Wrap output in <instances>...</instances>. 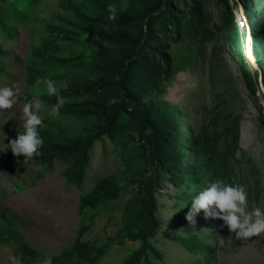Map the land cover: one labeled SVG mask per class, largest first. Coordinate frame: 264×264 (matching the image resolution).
<instances>
[{
    "label": "rangeland",
    "instance_id": "rangeland-1",
    "mask_svg": "<svg viewBox=\"0 0 264 264\" xmlns=\"http://www.w3.org/2000/svg\"><path fill=\"white\" fill-rule=\"evenodd\" d=\"M160 1L101 0L93 11L105 15L108 32L103 36L100 32L90 44L78 39L79 31L84 28L79 27L80 20L65 9L62 0H41L27 20L15 26L13 40H8L0 31V47L7 54L0 62L7 75L0 78V87L18 86L17 103L11 109L0 110V228L2 212H6L27 245L38 252L35 264H41L46 255L53 258L71 248L86 222L78 214L81 198L101 178L114 175L124 189L123 195L114 208L101 212L83 240L93 253L102 248L106 242L104 227L111 217L115 222L119 220L145 175L151 154L148 150L151 132L128 105L112 135L103 136L93 145L81 189L67 185L64 172L69 166L60 159L55 160L53 171L29 166L23 174H17L10 169L7 158L11 151L7 147L11 140L7 129L23 131V103L33 95H46V85L37 88L36 84H29V73L47 67L50 56L55 55L62 61L58 72L43 74L41 78L54 81L58 92L70 95L76 105L86 108L90 101L99 105L122 103L119 69L106 66L103 61L106 57L96 55L95 51L89 55L86 49L95 48L102 54L105 51L108 57L115 53L118 46L113 33L119 31V22L126 15L132 17L127 25L129 38L138 41L145 34V28L137 25V17L149 11L156 13L151 37L153 46L152 51L149 50L153 65L150 70L133 74L131 81L134 85L148 78L147 84L143 82L144 93L161 110L176 111L174 133L177 136L164 133L162 138L177 139L183 145L186 164L192 168L199 153L195 147L187 145L188 141L203 136L224 154L234 146V134L239 132L240 150L229 162L228 173L235 182L245 186L249 207L255 205L264 210V100L261 91L254 94L251 90V84L258 89L255 72L249 63L250 76L245 73L226 26V4L223 0H173L177 20L172 22L170 18L158 19ZM248 1L244 0L252 7ZM229 2L237 16L238 8ZM109 4L117 6L115 20L108 19ZM253 13L261 29L260 46L264 56V0H259ZM59 30L67 31L65 38H61ZM130 48L131 44L125 46L127 51ZM99 76H105L109 86L96 90L91 81ZM49 110L43 102V127L59 119L49 116ZM101 117L92 116L82 122L64 116L60 122L71 140L87 135ZM172 178L168 173L157 195L161 226L150 241L163 259L155 260V264H196L202 258L190 254L177 242L178 238L194 235L214 249L213 264H264V233L245 240L237 239L222 220L206 218L203 211L195 217L193 227L186 215L193 196L208 182L202 178L192 182L173 181ZM14 249L13 245L0 244V264H11ZM126 254V248L115 246L100 264H120Z\"/></svg>",
    "mask_w": 264,
    "mask_h": 264
},
{
    "label": "trees",
    "instance_id": "trees-1",
    "mask_svg": "<svg viewBox=\"0 0 264 264\" xmlns=\"http://www.w3.org/2000/svg\"><path fill=\"white\" fill-rule=\"evenodd\" d=\"M65 9L73 13L80 21L79 27L84 28L78 33L80 42L90 44L97 35L107 34L105 15L95 13L93 10L100 4L101 0H62ZM227 7L226 26L236 44L237 53L243 61L245 73L249 77L250 66L245 56V44L248 35L251 38L252 49L259 65V69L254 67V76L257 80V87L251 84V90L257 94L261 91L264 100V92L260 87V76L263 74L264 79V56L261 49L260 32L261 29L254 21V8L259 6V0H250L252 7L241 0L244 14L240 12L239 3L232 0L234 6L238 8V13L246 19V26L243 29L238 27L236 16L231 8L229 0H223ZM41 0H0V31L8 40L16 37L15 26L27 20L32 10L39 5ZM261 4V3H260ZM161 18L169 19L175 22L173 0H161L157 4ZM92 14H95L92 15ZM155 11H149L139 15L136 19L137 25L145 28V34L141 40L133 41L129 38V29L127 25L131 22V16L121 18L119 31L113 33L114 41L117 42L118 50L108 57L104 51L97 52L94 48H87V54L96 53L101 57H106L104 64L110 68L119 69V87L122 92V103L118 104H96L89 102L84 108L75 104L72 97L64 91H59V95L67 99V103L60 109L59 119L51 121L47 126L39 130V135L43 139V146L40 148V155L34 160L24 164V157H16L12 151L7 153L10 162V169L17 174H23L29 166H41L46 171L54 170V162L57 159L63 161L69 168L64 172V178L67 185L81 189L84 185V176L89 165L90 151L95 142L100 141L103 136H111L115 130L122 112L127 110L126 105L139 117L145 128L151 132L149 164L144 170V177L141 180L140 187L131 194L127 201L123 213L118 221L115 222L111 217L109 224L104 227L106 242L102 248L93 253L90 247L84 243V238L91 232L94 227L95 219L98 218L102 211L111 210L115 207L124 191L120 187L118 178L109 175L101 178L91 189L83 196L79 203L78 214L86 222L78 231V237L75 243L68 251H64L59 256L51 257L52 264H100L113 247L126 248L127 254L120 264H155L154 261H162V254L155 248L150 241L161 226V221L157 216L159 211L158 193L162 190L163 182L166 180L168 173L173 175V181H190L195 178H202V181L211 182L219 178L230 183L235 179L228 173L229 162L237 157L240 150V133L234 134L235 144L230 147L224 154L217 146H212L202 136L188 141L187 145L195 147L199 153L198 158L192 168H189L185 162L183 145L177 139L162 138L164 133L171 136H177L175 131V120L177 114L174 109L161 110L151 99L144 93V84H147L148 78L143 82L132 85V75L136 72L150 70L153 65V58L149 50L152 49L153 43L152 28L153 16ZM249 27V32H248ZM57 32V31H56ZM61 38H65L67 31L59 30ZM249 33V34H248ZM131 44L129 51L125 46ZM152 51V50H151ZM7 54L0 47V62L6 58ZM58 57L50 56L47 67L41 68L33 73H29L28 82L35 85L37 78L41 75L56 74L59 64L62 62ZM251 65V64H250ZM6 68L0 63V78L6 77ZM143 78V77H140ZM249 81V78H248ZM264 82V81H263ZM92 87L96 90L109 86L105 76H99L91 81ZM50 108L56 103V97H49L47 94L40 97ZM95 108V109H92ZM162 112V113H161ZM99 123L95 124L93 129L84 136H77L69 140V134L61 126V118L67 116L80 121L86 118L98 119ZM238 127V126H237ZM236 128V127H234ZM22 132L19 129H7V133L12 139ZM180 134V133H178ZM184 137V133H182ZM225 156L222 158L221 156ZM227 155V156H226ZM245 155V154H244ZM227 239V236H223ZM180 243L190 254L200 256L196 264H213L215 261V251L213 248L203 242L198 236L194 235L189 238H178ZM0 244L2 246L13 245L15 247L13 255L22 260V264H35L39 257L38 252L31 249L21 236L16 225L12 223L6 212H2V226L0 228Z\"/></svg>",
    "mask_w": 264,
    "mask_h": 264
},
{
    "label": "clouds",
    "instance_id": "clouds-1",
    "mask_svg": "<svg viewBox=\"0 0 264 264\" xmlns=\"http://www.w3.org/2000/svg\"><path fill=\"white\" fill-rule=\"evenodd\" d=\"M108 19L115 20L117 6L109 4ZM46 85L45 92L51 97H56V103L51 106L48 115L58 118L60 109L67 103V99L59 95L55 82L49 78H37L36 86ZM18 86L0 87V110L11 109L17 103ZM43 101L39 94L33 95L31 100L25 101L22 108L23 131L17 134L15 139L10 140L7 145L16 157H24V164L34 160L40 155L43 139L39 130L43 127L44 118L41 115ZM201 211L206 218L219 219L237 239L245 240L264 233V210L258 206L249 207L248 192L245 186L238 182H228L217 179L207 183L198 195L193 196L191 208L186 215V220L195 227V217ZM221 239H223L221 237ZM11 264H22L18 256L10 258ZM41 264H52L50 256H45Z\"/></svg>",
    "mask_w": 264,
    "mask_h": 264
},
{
    "label": "water",
    "instance_id": "water-1",
    "mask_svg": "<svg viewBox=\"0 0 264 264\" xmlns=\"http://www.w3.org/2000/svg\"><path fill=\"white\" fill-rule=\"evenodd\" d=\"M236 1L239 3L240 12L242 14H244V9H243V6L241 4V0H236ZM248 32H249V27H248ZM245 56L247 57V60L251 64L252 67H254L255 69H259V65H258V62H257L256 57L254 55V49H252L251 38L249 35L247 37V41L245 44ZM263 81H264L263 74H261V76H260V84H261L260 87H261L262 91L264 92V82Z\"/></svg>",
    "mask_w": 264,
    "mask_h": 264
},
{
    "label": "built area",
    "instance_id": "built-area-1",
    "mask_svg": "<svg viewBox=\"0 0 264 264\" xmlns=\"http://www.w3.org/2000/svg\"><path fill=\"white\" fill-rule=\"evenodd\" d=\"M232 1V0H230ZM233 3V1H232ZM234 5V4H233ZM236 23L240 29H243L246 26V19L242 14H237L236 16Z\"/></svg>",
    "mask_w": 264,
    "mask_h": 264
}]
</instances>
